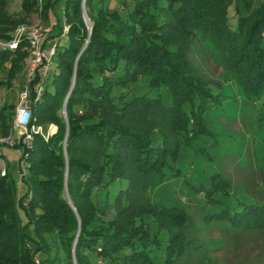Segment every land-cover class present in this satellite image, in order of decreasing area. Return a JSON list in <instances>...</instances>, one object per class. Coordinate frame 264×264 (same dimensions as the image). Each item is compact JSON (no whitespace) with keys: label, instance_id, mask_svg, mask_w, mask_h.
Instances as JSON below:
<instances>
[{"label":"trees","instance_id":"1","mask_svg":"<svg viewBox=\"0 0 264 264\" xmlns=\"http://www.w3.org/2000/svg\"><path fill=\"white\" fill-rule=\"evenodd\" d=\"M50 1L44 2V16ZM104 1H63L68 41L62 48L55 45L50 82H44L36 100L32 86L37 76L28 84L31 124L53 121L56 127L47 139L35 134L30 147L24 149L25 207L15 201L17 190L8 175H0V264H35L32 254L37 252L42 264H73L74 239L76 264H90L87 253L120 258V264H153L151 248L158 247L161 239L150 233L146 226L150 222L167 235L161 263L170 264L183 255L184 227L188 225L184 215L160 210L150 213L153 221L137 220L128 213L123 220L104 222L97 214L102 209L93 200L104 183L113 187L112 197L118 200L127 191V185L122 188L119 182L127 184L134 170L178 176L180 169L174 164L181 145L193 147L194 142L210 136L203 115L217 101L216 94L189 70L182 54L184 41L168 42L159 35L161 30L175 27L187 36L198 32L209 36L228 55V69L245 95L255 102L261 100L260 110L264 109V0H131L130 6L121 1L112 7ZM35 2L24 0L22 10L29 13ZM5 4L0 0L1 38L7 37L4 27L11 17ZM82 5L91 23L89 33ZM230 7L235 23L228 13ZM105 11L106 25L101 23ZM23 44L14 50L0 49V59L18 54ZM20 68L18 59L11 73ZM73 76L64 102L65 119L60 113ZM138 77H147L152 88L168 87L171 103L164 105L158 96L148 94H111L112 85L126 86ZM11 114L10 107L0 111L2 132L8 129ZM260 115L264 121V112ZM131 116L145 124L132 123ZM154 129L155 143L151 140ZM209 177L205 196L219 200L214 198L218 202L213 208V203H207L212 210L204 219L226 225L225 244L226 237L261 239L262 251L252 261L258 263L264 250L263 190L251 193L249 201L228 204L223 198L233 189L231 181L218 172ZM66 191L73 207L65 198ZM20 209L27 216L24 223ZM46 234L53 235L50 243ZM44 247L55 250L48 255Z\"/></svg>","mask_w":264,"mask_h":264},{"label":"rangeland","instance_id":"2","mask_svg":"<svg viewBox=\"0 0 264 264\" xmlns=\"http://www.w3.org/2000/svg\"><path fill=\"white\" fill-rule=\"evenodd\" d=\"M4 1L11 17L4 27V33L7 37H0V41L12 40L16 29L21 25L30 28L40 23L42 29L50 28L49 32L44 35L48 38L40 44L42 47L49 46L54 38L58 42V48L65 46L68 37L62 33V30L66 27V32L69 28L66 20L62 18L64 12L63 1L65 0H51L48 4L46 16H44L45 0H36L34 9L29 13L22 10L24 0ZM121 1L124 2V6L125 3L127 6L131 5V0H105L104 2H109V6L112 7ZM100 5L104 4L101 3ZM83 7L86 13V8L84 5ZM118 9L122 10L121 7H118ZM233 9V7H230L228 13L231 22L235 23ZM102 18L101 23L106 25L109 22L108 11ZM89 24L91 25L90 22ZM159 35L166 37L168 42L174 40L184 41L185 51L182 54L187 64H189V70L193 72V76L200 84L216 94L217 101L214 105L206 108L203 115L204 125L210 136L204 137L203 141L194 142L193 147L181 145L178 159L174 164L181 172L179 171V175L176 177L170 176V174L164 177L134 170L127 184L119 182L122 188L127 185V191L123 192L118 200H114L112 197L113 187L108 186V183H104L93 196L98 208L102 209L97 214H100V218L106 222L112 219L123 220L128 213L135 214L137 220L141 219L143 221H149L150 219L153 221L150 213L154 211L165 210L169 213H178L184 215V219L188 220L186 221L187 227H184L186 247L183 249V255L170 264H252L255 259L254 256L262 251L259 245L263 244V241L261 239L247 240L246 238L233 239L232 237H226L224 238L226 240L225 244L222 235L225 232L226 225H213L209 223V220H205L203 216L206 212H211V207H215L218 202L214 198L219 200V197L210 194L205 196L203 190L209 188V175L218 172L233 184L229 197L224 196L223 198L225 203L249 201L253 198L251 193L256 194V192L262 190L264 192V121L259 119L261 117L260 113H263L264 109L260 110V107H262L261 100L255 102L256 99L248 98L245 95L246 93L236 82L233 72L228 69V55L220 49L218 44L211 41L209 36L200 35L199 32L195 36H187L175 27L164 32L161 30ZM21 43L24 44L21 45L18 54L7 55L5 59H0V81L3 83L0 86V111H7L9 107L12 111L7 121L9 127L5 132L0 129V137L9 134L16 108L22 103L21 95L24 87L31 82H28L29 78L27 76L29 59L31 58L28 48L29 42L26 39H21L14 48H5L14 50ZM0 49L4 48L0 47ZM24 50L27 54L22 56L21 51ZM18 59L21 68L13 74L11 71L14 68V62ZM120 67L116 70L117 72L120 71ZM50 70L45 75L46 83L50 82L48 76ZM73 83L74 76L71 78L63 103L68 98ZM111 87L112 95L121 93L129 96L148 94L150 97L158 96L164 105L171 103L169 88L164 85L159 88H152L148 85L147 77H138L126 86L112 85ZM30 100V95H28L25 103L29 104ZM65 114L63 104L60 115L66 119ZM129 120L140 126L145 124V121L137 116H131ZM39 126L38 133H34L32 137L38 134L47 139L49 135L55 132L56 126L53 121ZM12 133L15 137L17 136L13 130ZM156 138V129H154L151 138L153 143H155ZM0 147L1 151L3 148H9L5 145ZM25 148L27 146L20 139L10 148L13 150L10 156L1 155L6 165L5 174L1 176L7 174L8 179L14 183L17 190L14 199L16 202L19 201L23 207L27 203L25 201L27 199L25 196L27 188L26 183L23 181L27 175L26 161L24 163V175H19V172L22 171L19 166L22 163L21 159ZM64 173V180L66 181L67 173L65 171ZM65 195L67 200V197H69L67 191ZM207 203H213V206L209 207ZM19 212V216L22 217L24 223L27 216L23 214L22 209ZM146 226L149 227L152 235L155 233L160 235L159 239L161 240L157 245L158 247L154 245L151 248V254L156 261L153 264H162L161 258L165 255L163 250L167 243L164 238L167 235L164 229L161 230L154 222H150L149 225L146 223ZM45 236L47 237V243L53 240L52 234H46ZM73 248H75V239L73 240L72 250ZM54 250L55 248L50 251L44 247L43 252L51 255ZM39 254V252L32 254L33 263L42 264L38 258ZM87 256H89L90 264H120V258L98 257L90 253H87ZM70 257H72L71 254ZM256 264H264V250L259 255Z\"/></svg>","mask_w":264,"mask_h":264},{"label":"built area","instance_id":"3","mask_svg":"<svg viewBox=\"0 0 264 264\" xmlns=\"http://www.w3.org/2000/svg\"><path fill=\"white\" fill-rule=\"evenodd\" d=\"M50 28L42 29L41 24L37 23L32 27H25V26H19L15 31V36L10 41L2 40L0 41V47L5 48H14V46L19 42V40H27L29 42V50H30V56L29 59V72L27 73V76L29 78V81H33L36 76L37 79L35 83L32 86V90L35 93V100L40 97L42 92V86H44V82L46 79V74L48 70H50V67H52V57H54L55 54V45L58 43L56 41V38L52 39V43L49 44L47 47H42L40 44H42V40L45 33L49 32ZM66 27L62 30V33H65ZM29 88L28 84L24 87L23 93L21 95L22 103L16 108V113L13 117L14 121L9 129V134L6 136L0 137V146L5 145L6 147L11 148L14 143L22 139V142H24L25 146L29 148L30 142L33 139V134L38 133V130L40 126H36L31 124V106L30 104H26L25 100H27L29 95ZM12 130L17 134L15 137L12 133ZM2 151L0 147V175H4L6 171V165L3 159L1 158ZM24 155V154H23ZM22 163L19 167H21L22 171L19 172V175H24L25 172V161L21 159Z\"/></svg>","mask_w":264,"mask_h":264},{"label":"water","instance_id":"4","mask_svg":"<svg viewBox=\"0 0 264 264\" xmlns=\"http://www.w3.org/2000/svg\"><path fill=\"white\" fill-rule=\"evenodd\" d=\"M82 10H83L82 18L84 19V21H85V23H86V26H87V28H88V29H87V32L89 33V30L91 29V25H90L89 22H88V18H86V13H85V11H84V7H83V5H82ZM64 107H65V103H64ZM67 201H68V203H70V205L72 206V203H71V201H69L68 197H67ZM74 249H75V248H73V250H72V252H71V256H72V258H73V263L76 264L75 257H73Z\"/></svg>","mask_w":264,"mask_h":264},{"label":"crops","instance_id":"5","mask_svg":"<svg viewBox=\"0 0 264 264\" xmlns=\"http://www.w3.org/2000/svg\"><path fill=\"white\" fill-rule=\"evenodd\" d=\"M47 38H48L47 36H44L42 42H44V40L47 39ZM11 153H13V150L10 149V148H3L2 149V154L5 155V156H10Z\"/></svg>","mask_w":264,"mask_h":264}]
</instances>
